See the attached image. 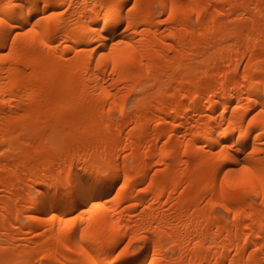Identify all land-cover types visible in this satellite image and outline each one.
Wrapping results in <instances>:
<instances>
[{"label":"bare ground","instance_id":"obj_1","mask_svg":"<svg viewBox=\"0 0 264 264\" xmlns=\"http://www.w3.org/2000/svg\"><path fill=\"white\" fill-rule=\"evenodd\" d=\"M0 264H264V0H0Z\"/></svg>","mask_w":264,"mask_h":264},{"label":"snow or ice","instance_id":"obj_2","mask_svg":"<svg viewBox=\"0 0 264 264\" xmlns=\"http://www.w3.org/2000/svg\"><path fill=\"white\" fill-rule=\"evenodd\" d=\"M240 171H241V172H245V173H249V172H251V169H249V168H247V167H244V168L240 169ZM68 223H69V224H72V223H74V221H73L72 219H69V220H68Z\"/></svg>","mask_w":264,"mask_h":264},{"label":"rangeland","instance_id":"obj_3","mask_svg":"<svg viewBox=\"0 0 264 264\" xmlns=\"http://www.w3.org/2000/svg\"><path fill=\"white\" fill-rule=\"evenodd\" d=\"M140 243H135L134 248L139 249ZM133 248V249H134ZM135 250V249H134ZM149 253V252H148Z\"/></svg>","mask_w":264,"mask_h":264}]
</instances>
